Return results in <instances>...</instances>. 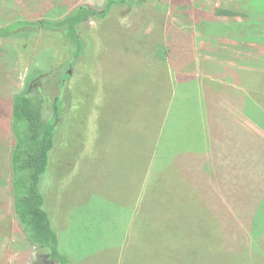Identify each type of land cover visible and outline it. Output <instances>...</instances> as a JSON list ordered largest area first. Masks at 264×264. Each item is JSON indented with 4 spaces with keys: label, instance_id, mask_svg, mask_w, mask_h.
<instances>
[{
    "label": "rangeland",
    "instance_id": "1",
    "mask_svg": "<svg viewBox=\"0 0 264 264\" xmlns=\"http://www.w3.org/2000/svg\"><path fill=\"white\" fill-rule=\"evenodd\" d=\"M105 2L0 0V27L20 18L56 19L77 5L100 7ZM256 2L257 6L249 11L245 9L248 1L148 0L144 8L134 10L127 17L110 15L104 22L90 24L88 32L94 42V67L74 79L78 84L75 104L78 107L85 104V96L92 97L94 104L90 115L81 119L85 124L80 125L87 137L85 148L78 160H70L71 171L64 177L66 162L61 164L58 176L62 178L57 180L50 197L60 250L72 259L73 264H150V253L140 251L147 245V239L133 232L135 223L148 227L151 239L152 219L156 217H164L167 225L188 227L197 224V229L209 222L210 218L203 216L205 201L186 188L187 182L178 171L170 174L171 177L165 173L162 179L166 183L157 196L161 200L158 199L152 208V172H155L152 152L156 150L152 112L155 131L161 127L164 134L166 116L172 122L167 123L172 126L166 131L169 136H200L203 142L208 141L211 134L205 132L208 119L205 120L203 100L205 83L210 78L203 73L202 64H221L250 75L264 74V0ZM218 8L233 9L244 16L216 17ZM25 43L28 45L26 50L20 43L0 40L2 105L11 102L23 88L31 69L55 66L62 50L58 42L41 36ZM137 51L139 57L136 60ZM228 78L229 82H216L214 86L222 92L219 97L222 109L249 127L245 116L254 114L253 111L249 106L246 110L245 106L239 108L240 102L229 90L238 88V75L231 73ZM260 83L264 84V77ZM256 85L244 86L241 90L254 107L264 103V86ZM186 88L199 92L193 95L194 102L183 97L185 92L190 93ZM79 109L82 111L78 108L73 114L77 115L74 123L80 115ZM196 117L201 123L195 120ZM2 119L0 264H30L34 249L12 204L9 176V155L13 145L11 123L10 118ZM147 129L150 130L148 134L145 133ZM72 133V127L70 132L68 128L65 140ZM244 181L251 183L253 173ZM252 204L255 212H259L251 231L252 239L253 242L261 240L259 244H262L264 196L251 201ZM223 232L221 223L216 225V234L221 236Z\"/></svg>",
    "mask_w": 264,
    "mask_h": 264
},
{
    "label": "trees",
    "instance_id": "2",
    "mask_svg": "<svg viewBox=\"0 0 264 264\" xmlns=\"http://www.w3.org/2000/svg\"><path fill=\"white\" fill-rule=\"evenodd\" d=\"M232 1H248L245 9L249 11L257 6L256 0ZM147 2L106 0L100 7L80 4L60 18H20L0 27V40L20 43L24 50L28 48L25 42L35 36L55 40L62 49L55 66L31 69L23 88L11 102L0 104V134L4 125L2 118H10L11 123L13 145L9 155V176L12 204L14 214L34 249L30 264H73L72 259L60 250L50 197L59 177L61 179L71 171L70 160H78L85 148L87 137L80 125L85 124L81 119L90 115L94 104L93 98L88 96H85V104L79 107L75 104V87L78 84L74 79L94 67V42L88 32L90 24L93 21L104 22L110 15L127 17L134 10L144 8ZM215 16L235 18L244 15L233 9L218 8ZM138 57L137 51L136 60ZM202 71L205 76L221 82H229L228 75L236 73L238 88L230 91L240 103L247 104L238 103L239 108H251L254 114L248 116L249 120L264 133V103L254 107L241 92L246 82L264 86L260 83L264 74L250 75L208 64H202ZM212 85V81L207 80L204 93L210 120L206 131H212L208 141L203 142L200 136H169L166 131L172 126H167V123L172 122L171 118L165 117V132H160L155 142L156 150L152 152V169H155L152 172V208L159 202L157 196L166 183L162 179L165 173L171 177L178 171L187 182L186 188L196 198L202 197L205 201L206 213L203 216L210 220L197 229V224L188 227L167 225L164 217H156L152 219L151 239L148 227L135 223L133 232L147 239V245H143L145 247L140 251L150 253V264H264V241L263 246L259 244L261 240L253 242L251 232L259 215L251 201L264 196V135L248 131L229 118L219 106L208 102L210 97H217ZM78 108L82 111L79 109L80 115L74 123L77 115L73 114ZM195 120L201 123L197 117ZM71 127L73 133L65 140ZM64 162L66 170L58 176ZM251 173L253 181L245 182ZM220 223L225 232L218 236L216 225L220 226ZM140 239L139 246L142 245ZM256 243L259 245L253 246Z\"/></svg>",
    "mask_w": 264,
    "mask_h": 264
},
{
    "label": "crops",
    "instance_id": "3",
    "mask_svg": "<svg viewBox=\"0 0 264 264\" xmlns=\"http://www.w3.org/2000/svg\"><path fill=\"white\" fill-rule=\"evenodd\" d=\"M217 17V16H216ZM220 18H223V17H220ZM180 35H184V34H180ZM175 48H176V46H175ZM213 64H215V63H213ZM216 65V64H215ZM217 66H221V67H223V65H218L217 64ZM226 68V67H225ZM208 78V77H207ZM210 81H212V89H213V91H214V95H216L217 97L216 98H214L212 101H211V103H214L215 105H216V107L217 106H219L221 109H222V106H223V103L222 102H220V96H221V91L219 90V89H217L216 87H214L215 86V83L216 82H221V81H216V80H213L212 78H210L209 79ZM211 82H208V84H210ZM222 83H227V82H222ZM186 89H189V88H186ZM185 89V90H186ZM185 90L183 91V93L185 92ZM189 90H191V91H189L190 93H186L185 92V94H183V93H181V94H183L184 96L183 97H185V98H187L186 99V101H188V100H191L192 102H194V97H193V95L194 94H196V92L197 93H199L197 90H195V89H189ZM230 90V89H229ZM199 95V94H198ZM230 97H231V95H230ZM203 102H207V100L204 98V100H203ZM208 102H210L209 100H208ZM206 106H207V103L205 104ZM223 110V109H222ZM224 111V110H223ZM205 112H206V118H205V120L206 119H208V124H209V117H208V115H207V107H205ZM225 112V111H224ZM226 113V112H225ZM168 114V110H167V112H166V115ZM227 114V113H226ZM227 116H229V118H232L229 114H227ZM166 117V116H165ZM245 118L248 120V122H249V124H250V126L248 127V126H246V125H244L243 124V122L241 121H239V120H237V119H234V118H232L234 121H236V122H238L239 123V125L240 126H243L245 129H247L248 131H250V132H252V133H257V135H264V133L258 128V127H256L249 119V117L248 116H245ZM155 125V123H154V113L152 112V136L153 137H155V142H156V140H157V137L159 136V131L161 132V127H159V129L157 130V131H155L154 129H153V126ZM254 127L256 128V130H255V132H254ZM205 131H206V129H205ZM150 132V130L149 129H147V131H145V133L146 134H148ZM210 134H212V131L210 130V132H209ZM162 134V133H161ZM211 136H209V138H210Z\"/></svg>",
    "mask_w": 264,
    "mask_h": 264
}]
</instances>
